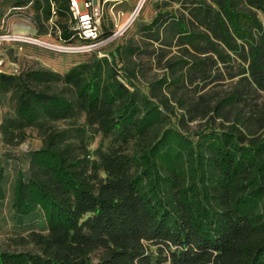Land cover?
I'll return each mask as SVG.
<instances>
[{"label":"trees","instance_id":"16d2710c","mask_svg":"<svg viewBox=\"0 0 264 264\" xmlns=\"http://www.w3.org/2000/svg\"><path fill=\"white\" fill-rule=\"evenodd\" d=\"M42 1L36 17L55 2L75 41L66 0ZM165 6L106 55L0 70L3 141L41 138L12 213L44 221L9 237L0 264H264V0ZM96 134L107 144L90 149ZM2 180L0 165V201Z\"/></svg>","mask_w":264,"mask_h":264},{"label":"rangeland","instance_id":"374dc122","mask_svg":"<svg viewBox=\"0 0 264 264\" xmlns=\"http://www.w3.org/2000/svg\"><path fill=\"white\" fill-rule=\"evenodd\" d=\"M14 1L15 0H0V16L4 13L6 14V23L9 22L10 25V19L20 20V17H24L26 23L29 24L30 27L26 35L41 40L54 41L55 43L59 42V44L64 45L77 43L75 41L63 40L58 36L56 25L59 27L58 21L61 20L59 15L53 17L49 21L38 19L36 17V9L33 7V2L29 3L26 7L17 9L14 8V6H16ZM104 1L100 19V26L104 29L116 27L112 24L113 16L119 20V23H124L127 21L129 15L135 12L126 30L122 33L123 35L120 36V39H113L105 45H97L93 48V51L87 52L57 49L31 41L0 40V70L7 73L14 71L17 73L38 66H46L56 71H64L72 64L86 59L92 54L100 57L107 53H111L115 49V46L124 41L129 35H136L139 27L143 23H147L158 9H169L170 7L165 6L167 0H145L139 8H137L138 0ZM176 6L177 5H174V7ZM79 8L83 9L81 2H79ZM66 22L68 25H72L69 18L66 19ZM6 31L5 26H3L2 29L0 28V34ZM144 61H146V59ZM154 70L158 69L153 66V71ZM150 72H152V69L148 70L147 73L149 74ZM144 81V78H141L140 81L137 82V85L140 89L146 91L147 88ZM12 111V97L10 93H5L0 99V122L6 114ZM195 122L196 121L188 123L189 132L195 130ZM66 123L67 121L56 122L58 126H64ZM100 140L104 145L107 144V138L101 139V135L96 134L91 138L89 148L93 149ZM40 144L41 138L37 133L36 127L27 128L26 138L17 144L5 143L0 132V165L3 167L2 185L5 192L4 198L0 201V247L10 249L17 248L19 245L9 241V237L17 234H24L30 229L41 230L44 228V221L39 211L26 217L22 223H18L15 221L10 206L13 183L17 170H27L29 153L31 150L38 148Z\"/></svg>","mask_w":264,"mask_h":264},{"label":"built area","instance_id":"2783aa9c","mask_svg":"<svg viewBox=\"0 0 264 264\" xmlns=\"http://www.w3.org/2000/svg\"><path fill=\"white\" fill-rule=\"evenodd\" d=\"M66 2L69 14L73 19V30L75 42L77 43H69L65 45L66 48L63 50L83 52L92 51L95 46L105 45L120 36L130 23V21H125L120 26H116L109 33H106L101 30L100 26L102 7L99 3L95 2V0H66ZM79 2L82 3L83 9L79 8ZM51 12L55 13L53 6L51 7ZM4 39L34 42L33 40H36L37 38L6 31L0 34V40ZM11 73L16 72L14 71Z\"/></svg>","mask_w":264,"mask_h":264},{"label":"crops","instance_id":"0c3cea01","mask_svg":"<svg viewBox=\"0 0 264 264\" xmlns=\"http://www.w3.org/2000/svg\"><path fill=\"white\" fill-rule=\"evenodd\" d=\"M41 1V3H43V1L42 0H40ZM31 2H33L32 0H29V1H27L25 4H23V5H16V6H14V8H17V9H21V8H23V7H26V6H28V4L29 3H31ZM95 2H97V3H99L100 5H101V7L103 6V4H104V0H95ZM67 3V2H66ZM54 7V9H55V13H52L51 12V7ZM56 10H57V5H56V3L55 2H50V17L47 19V20H45V21H49V20H51L53 17H57V12H56ZM39 11H41V8H39ZM67 14H68V18H69V20L72 22V25L70 26L69 25V29L70 30H72V33H74V30H73V19L71 18V16H70V14H69V11H68V7H67ZM21 19L20 20H17V19H10L11 21H10V25H9V22L8 23H6V14L4 13L2 16H0V28L2 29L3 28V26H5L6 27V30L7 31H9V32H12V33H16V34H18V33H25L26 34V32H27V30L30 28L29 27V24H27L26 23V19L24 18V17H20ZM40 19H42V20H44L43 18H40ZM120 19V18H119ZM118 19H116L115 18V16H113V20H112V24H113V26L115 25V26H120L122 23H119V20L117 21ZM106 26V25H105ZM56 28H57V33H58V36L60 37V33H61V30H60V28L56 25ZM115 28V27H114ZM114 28H111V29H109V28H107V29H104L103 27H101V30L103 31V32H107V33H109L110 31H112ZM121 36V35H120ZM120 36H118V37H116L115 39L116 40H118V39H120Z\"/></svg>","mask_w":264,"mask_h":264},{"label":"bare ground","instance_id":"6f19581e","mask_svg":"<svg viewBox=\"0 0 264 264\" xmlns=\"http://www.w3.org/2000/svg\"><path fill=\"white\" fill-rule=\"evenodd\" d=\"M144 1L145 0H138V3H137V8H139L143 3H144ZM136 8V9H137ZM135 12H133V14H134ZM133 14H130L129 15V17L127 18V21H130V20H132V16H133ZM137 14V13H136ZM19 34V33H18ZM20 35H24V36H26V34L25 33H22V34H20ZM35 43H39V44H41V45H45V46H48V47H52V48H57V49H64V48H66V46L65 45H61V44H59V42L58 43H55L54 41H46V40H41V39H36V40H33Z\"/></svg>","mask_w":264,"mask_h":264}]
</instances>
